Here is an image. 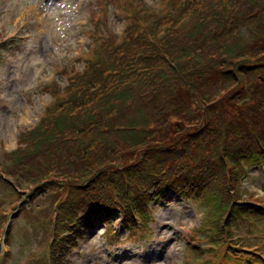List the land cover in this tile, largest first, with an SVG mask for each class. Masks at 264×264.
<instances>
[{
    "label": "trees",
    "instance_id": "obj_1",
    "mask_svg": "<svg viewBox=\"0 0 264 264\" xmlns=\"http://www.w3.org/2000/svg\"><path fill=\"white\" fill-rule=\"evenodd\" d=\"M171 6L146 12L147 24L133 14L121 36L100 34L64 88H44L52 103L17 138L15 173H7L14 188L83 190L56 204L48 264L60 262L83 230L110 224L111 215L132 227L145 215L141 206L166 191L186 199L204 191L218 219L215 235L229 217L260 209L241 202L234 183L240 165L264 163V80L254 75L264 74V0ZM245 77L252 78L250 96L239 103ZM210 109L213 124L203 116Z\"/></svg>",
    "mask_w": 264,
    "mask_h": 264
},
{
    "label": "rangeland",
    "instance_id": "obj_2",
    "mask_svg": "<svg viewBox=\"0 0 264 264\" xmlns=\"http://www.w3.org/2000/svg\"><path fill=\"white\" fill-rule=\"evenodd\" d=\"M172 1L0 0V264H48L56 204L83 192L70 184L46 185L43 193L26 182L14 188L15 178L7 175L15 173L11 152L19 134L33 128L52 103L44 88H64L67 74L80 72V60L101 44L100 34L121 36L133 14L147 24L146 12H171ZM254 75L264 80L261 71ZM245 79L239 103L250 96L252 78ZM210 111L203 116L213 124L217 115ZM238 169L237 197L260 209L229 217L227 230L218 226L215 235L218 219L211 218L204 191L189 199L168 193L141 206L149 215L132 232L122 229L119 214L111 217L112 226L94 223L67 242L56 264H264V163ZM113 232L118 238L109 243Z\"/></svg>",
    "mask_w": 264,
    "mask_h": 264
},
{
    "label": "bare ground",
    "instance_id": "obj_3",
    "mask_svg": "<svg viewBox=\"0 0 264 264\" xmlns=\"http://www.w3.org/2000/svg\"><path fill=\"white\" fill-rule=\"evenodd\" d=\"M161 220H163V216L161 217ZM163 227V226H162Z\"/></svg>",
    "mask_w": 264,
    "mask_h": 264
}]
</instances>
